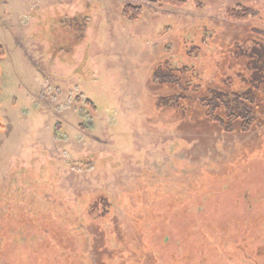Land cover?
<instances>
[{
  "label": "rangeland",
  "instance_id": "obj_1",
  "mask_svg": "<svg viewBox=\"0 0 264 264\" xmlns=\"http://www.w3.org/2000/svg\"><path fill=\"white\" fill-rule=\"evenodd\" d=\"M184 1L0 0V264H264V94L247 133L197 100L257 86L264 0Z\"/></svg>",
  "mask_w": 264,
  "mask_h": 264
},
{
  "label": "trees",
  "instance_id": "obj_2",
  "mask_svg": "<svg viewBox=\"0 0 264 264\" xmlns=\"http://www.w3.org/2000/svg\"><path fill=\"white\" fill-rule=\"evenodd\" d=\"M196 1L197 3L202 4L201 0H196ZM157 3L161 5H168L173 7H181L186 4L184 0H157ZM257 15L258 12L249 7L230 9L227 12V16L230 19L237 21H244L250 17H255ZM123 16L129 20H138L142 16V9L138 6L129 4L125 6L123 10ZM0 55L3 56L2 49H0ZM253 71H254L253 74L254 80L257 81L258 84L256 87L248 90L243 95L239 93H231L228 90L216 91L215 89H209V91H207L206 96L203 95L202 97L197 99L199 103V107L202 110L203 118L208 123H210L213 126H216L218 129H221L226 133H230L235 129L237 130L240 129L242 133H247L255 128L262 127L259 118L256 114V109L260 102V99L259 101H257L258 93L263 92L262 94H264V67L260 69H253ZM167 72L162 69L156 70V72L154 73V79L157 82H159V85L169 86V87L173 86L175 90H178L183 93L184 89H186L187 86L183 85V82H181L178 79H171L172 78L171 75L173 73L177 74V72L172 70ZM189 90L186 89V93H188ZM192 93L194 94L193 91ZM186 98L187 97L185 96H180V95L176 96L175 97L176 100L174 104H169V105L178 106V104H181L182 100H185ZM167 100L168 99H165L164 97L161 99L162 104L166 107L169 106ZM180 107L182 106L180 105ZM236 201L238 203H241V199H236ZM97 204L98 203L94 205L96 206ZM103 205L105 207V211L103 214L99 215L101 217L107 216L109 214L107 209L108 204L103 202ZM217 206H215L214 208L215 212L218 211ZM43 224L44 223L41 222L40 226H42ZM55 229L56 230L59 229L58 231L60 232L61 230L69 231L71 227H68L67 225L55 226L54 223L53 231L56 233ZM55 233L52 232L53 235H55ZM262 251H264V247L262 248ZM149 255H150V262H153L154 264H161L159 261L158 262L154 261V253H150Z\"/></svg>",
  "mask_w": 264,
  "mask_h": 264
}]
</instances>
